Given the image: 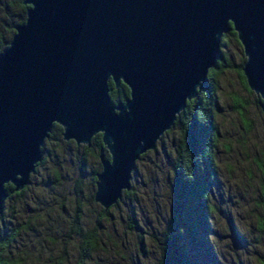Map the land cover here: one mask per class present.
<instances>
[{
	"label": "water",
	"instance_id": "95a60500",
	"mask_svg": "<svg viewBox=\"0 0 264 264\" xmlns=\"http://www.w3.org/2000/svg\"><path fill=\"white\" fill-rule=\"evenodd\" d=\"M22 4L24 20L0 51V210L4 185H26L53 124L76 145L100 134L93 201L104 210L115 204L130 189L135 161L196 96L229 28L264 115V0ZM108 81L127 87L123 102H111Z\"/></svg>",
	"mask_w": 264,
	"mask_h": 264
},
{
	"label": "rangeland",
	"instance_id": "374dc122",
	"mask_svg": "<svg viewBox=\"0 0 264 264\" xmlns=\"http://www.w3.org/2000/svg\"><path fill=\"white\" fill-rule=\"evenodd\" d=\"M13 0H0V33L16 17ZM220 50L231 67L215 80L217 129L213 152L217 179L208 188V229H199L200 244L182 238L190 264H264V211L259 202L264 178V115L256 96L241 84L236 65L244 60L235 39L226 35ZM243 105L242 115L236 104ZM179 130L170 127L152 150L135 161L130 194L101 215L92 199L97 158L82 146L61 139L53 129L42 144V164L30 173L25 190L6 198L0 239L19 232L3 254L7 264H75L81 237L92 247L84 264H156L161 238L171 216L175 185L173 165ZM123 193V192H122ZM75 213L80 233L73 230ZM135 222L139 228L131 229Z\"/></svg>",
	"mask_w": 264,
	"mask_h": 264
},
{
	"label": "trees",
	"instance_id": "16d2710c",
	"mask_svg": "<svg viewBox=\"0 0 264 264\" xmlns=\"http://www.w3.org/2000/svg\"><path fill=\"white\" fill-rule=\"evenodd\" d=\"M22 1L23 0H13L11 2L15 10V14L14 12L12 14L15 15L16 19L10 23L6 29L8 33L7 38L2 37L0 33V51L7 46L13 34V26L24 20L27 6L22 4ZM227 34L232 36L239 45L235 38L234 31L229 28L222 34L220 46L223 44V38ZM242 63L243 61L236 65V72L243 87L250 92L245 85L244 77L240 71ZM230 67L231 65L226 55L220 50V57L216 60V64L208 69L206 79L197 90L196 96L186 101L184 109L180 111L173 122L172 127H176L179 130V139L175 150L176 154L173 165L175 194L173 196L171 216L169 217L168 224L162 237L156 240L157 247L160 250V260L156 264H190L182 238L187 237L190 244L196 247L201 243L199 229H208L207 218L210 213V207L207 203L208 188L211 182L217 179L213 156L217 137V129L213 125V110L217 106L214 80L219 73ZM108 88V96L112 103L123 102L128 96V89L123 83H119L117 87H114L113 84L108 81ZM256 101L257 103L262 102L258 97ZM235 107L238 110V114L243 116V105L237 103ZM53 129L61 135V128L58 125L53 124L51 130ZM169 129L163 134L168 133ZM67 142L69 143L71 140ZM81 146L84 153L79 163L85 164V154L90 151L94 158L98 160V150L102 146L100 134H95L91 138L89 146ZM105 155L107 157V154ZM43 161L44 156H42L41 161L36 164L32 173L35 172V169L39 167ZM26 185L21 190L12 192L11 185L5 184L4 188L7 192L6 198L11 196L19 197L25 190ZM122 194L127 197L130 191H124ZM259 202L264 211V178ZM117 204L118 201L112 206H116ZM107 209L104 210L102 208L101 215H105ZM1 215L2 208L0 210V219ZM78 219V213H75V223L72 226L76 233H80V226L77 223ZM262 226L264 227V222ZM130 228L136 230L135 228L138 229L139 227L133 222ZM18 232V229L13 230L8 236L0 239V264H7L3 259V254L9 248L11 242L14 241ZM91 247L92 239L90 235L88 234L81 237L78 257L75 264L85 263V260L89 257Z\"/></svg>",
	"mask_w": 264,
	"mask_h": 264
},
{
	"label": "flooded vegetation",
	"instance_id": "af4514ba",
	"mask_svg": "<svg viewBox=\"0 0 264 264\" xmlns=\"http://www.w3.org/2000/svg\"><path fill=\"white\" fill-rule=\"evenodd\" d=\"M60 134H61V133H60ZM68 141H69V140H68ZM72 142H73V141H72ZM73 143H74V142H73ZM74 144H75V143H74ZM79 145H81V144H79ZM79 145H76V144H75V146H79Z\"/></svg>",
	"mask_w": 264,
	"mask_h": 264
}]
</instances>
